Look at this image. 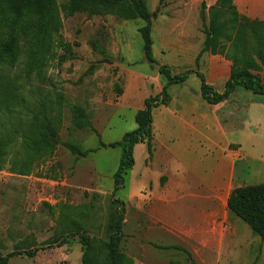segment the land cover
<instances>
[{"label": "rangeland", "instance_id": "rangeland-1", "mask_svg": "<svg viewBox=\"0 0 264 264\" xmlns=\"http://www.w3.org/2000/svg\"><path fill=\"white\" fill-rule=\"evenodd\" d=\"M57 1L62 4L65 0ZM145 1L153 14L159 0ZM213 2L166 0L159 7L151 28L152 53L158 62L154 66L143 59L139 35L142 21L127 22L115 16L88 18L83 14L65 18L60 13L57 31L48 42L24 35L13 39L0 24L1 84L20 93L31 110L44 104L46 117L58 127L60 143L50 158L30 156L19 136L6 149L0 148V154H7L5 163L0 159V253L5 256L15 249L38 250L32 259L13 258L9 264H81L84 249L76 237L68 238L60 248H45L57 233L67 232L63 228L75 219L82 221L89 237L107 241L118 207L112 204V195L123 206L120 251L126 256V264H264V242L229 212L224 226L220 223L205 234L173 235L148 219L149 204L126 203V184L146 175L150 157L146 144L134 146V166L123 178L124 187L113 189L122 151L119 146H108L121 143L126 134L136 130L131 99L117 105L127 77L154 71L161 64L166 67V56L160 54H199L204 42L201 4L205 5L203 14L208 23ZM227 30L206 54L229 58L237 54L238 68L247 67L264 84V45L258 48L247 35L240 39L229 26ZM256 54H263L262 62ZM169 71L178 75L173 69ZM188 88L199 95L200 81H191ZM219 89L217 93L223 87ZM136 90L132 84L130 98ZM152 91L149 87L141 93L152 95ZM253 96L238 87L231 103L219 112L234 129L241 124L258 130L259 154L254 155L260 161L247 162L236 172L247 187L264 184V96ZM74 107L81 110L97 134L86 127ZM31 114L13 117L15 130L26 124L19 120ZM3 125L10 128L0 115V133H4ZM64 144L87 152L86 157L72 156ZM157 149L152 135L151 153ZM208 171L196 170V175L205 176ZM155 172L153 169L147 176L152 179Z\"/></svg>", "mask_w": 264, "mask_h": 264}, {"label": "trees", "instance_id": "trees-1", "mask_svg": "<svg viewBox=\"0 0 264 264\" xmlns=\"http://www.w3.org/2000/svg\"><path fill=\"white\" fill-rule=\"evenodd\" d=\"M165 1L159 0V7ZM159 7L153 14H150L145 0H65L62 4H59L57 0H0V24L13 39L24 35L31 39L40 38L48 42L57 31L60 13L65 18L83 14L88 18L115 16L127 22L142 21L144 26L139 29V35L142 40L143 59L152 66L156 62L152 55L151 28L152 20L156 18ZM204 7L205 5L202 3L200 21L204 42L196 58V67H198L199 59L204 54L212 51L217 41L227 34L228 26L240 39L242 36L247 35L256 43V47H263L264 24L240 16L234 6V0H216L214 6L208 10V23H206L203 14ZM220 56L232 63L230 77L225 83L222 93H217L211 86L207 85L204 76L197 71H186L181 75L172 76L167 67L160 66L158 74L165 82L162 92L144 101L143 110L138 111L134 117L136 130L126 134L121 143L108 146L110 148L119 146L122 151L118 169L113 175L114 191L124 187L123 178L134 166L132 158L134 146L146 144L148 154L151 156L152 110L160 106H166L169 103L167 95L169 86L182 84L191 75H195L200 81V94L203 101L211 106L227 101L238 87L253 95L264 96L262 80L250 73L247 67L238 68L237 54H234L231 58L225 54ZM256 56L258 61H263V54H256ZM13 89L12 87H4L0 82V115L6 120V124L10 126L9 129H6L4 125L2 126L4 133H0V148L6 149L19 136L24 141L30 156L50 158L60 145L56 123L46 117L44 104L37 105L34 110H31L25 105L21 94L15 93ZM73 109L79 118L83 120L86 127L97 134L81 110L76 107ZM28 113H32L30 115L32 117L19 120V122L27 125L19 126L15 130V126L11 124V120H16L13 117H23ZM36 115H39V117ZM63 147L72 156L85 158L87 155V152H82L75 146L64 144ZM6 155L4 152L0 154V159L4 163ZM112 204L118 205V207L115 212L114 223L110 225L109 232H112L109 234L107 241H99L96 238L89 237L87 229L81 223L82 221L78 222L75 219L69 222L70 225L67 224L63 228L67 232L57 233L51 240L50 246L45 249L60 248L67 243L68 238L76 237L79 245L84 249L81 264H126V256L120 251V243L124 238L122 232L124 225L123 206L120 202L114 200L113 195ZM227 211L245 223L264 242V184L232 190L227 200ZM61 215L65 217V213ZM37 252L38 250L15 249L5 256L0 253V264H9L11 259L18 257L32 259Z\"/></svg>", "mask_w": 264, "mask_h": 264}, {"label": "crops", "instance_id": "crops-1", "mask_svg": "<svg viewBox=\"0 0 264 264\" xmlns=\"http://www.w3.org/2000/svg\"><path fill=\"white\" fill-rule=\"evenodd\" d=\"M215 3L216 0L213 5ZM234 6L240 16L264 24V0H234ZM160 55L166 56V67L178 75L186 71L201 73L206 84L216 92L224 89L230 77L232 63L220 55H203L198 67V54ZM197 80L191 75L186 82L167 88L169 103L152 110V135L158 149L153 150L147 160L146 175L126 184V203L149 204L148 219L173 235L205 234L220 223H226L230 193L245 187L237 179L238 167L260 161L256 157L259 154L258 130L240 122V127L234 129L219 115L221 109L231 103L235 92L224 103L211 106L203 101L200 92L198 95L188 88V83ZM132 84L137 90L130 98ZM164 85L157 68L143 74H130L117 105L131 99L129 106L134 119L136 113L143 110L144 101L159 95ZM149 87L153 94L142 95L141 90ZM176 89L179 91L175 92ZM204 168H209L205 176L196 175V170ZM153 169L156 172L151 179L147 175Z\"/></svg>", "mask_w": 264, "mask_h": 264}, {"label": "water", "instance_id": "water-1", "mask_svg": "<svg viewBox=\"0 0 264 264\" xmlns=\"http://www.w3.org/2000/svg\"><path fill=\"white\" fill-rule=\"evenodd\" d=\"M153 66H154V65H153ZM156 68H157V70H159V69H160V66H158V67L156 66Z\"/></svg>", "mask_w": 264, "mask_h": 264}]
</instances>
